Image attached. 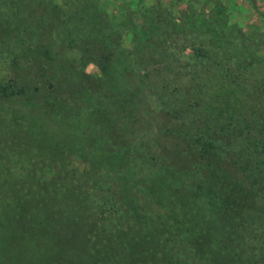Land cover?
<instances>
[{
  "label": "rangeland",
  "instance_id": "rangeland-1",
  "mask_svg": "<svg viewBox=\"0 0 264 264\" xmlns=\"http://www.w3.org/2000/svg\"><path fill=\"white\" fill-rule=\"evenodd\" d=\"M50 2L62 43L46 22L25 29L14 21L9 34L0 33V90L26 87L0 97V264H264V200L241 208L233 184L221 190L216 174L187 168L184 154H164L169 141L158 133L170 122V107H184L186 92L207 74L242 117L264 118V0ZM89 3L83 16L102 35L69 38L63 23ZM131 22L156 47L133 43L125 27ZM29 56L27 68L12 61ZM111 63L112 77L123 75L116 95L102 68ZM117 131L125 134L113 146ZM204 184L215 190L218 207L208 218L199 212L207 207ZM113 201L110 211L100 209ZM40 211L54 222H45L41 237L29 223ZM93 226L99 230L86 241Z\"/></svg>",
  "mask_w": 264,
  "mask_h": 264
},
{
  "label": "trees",
  "instance_id": "trees-1",
  "mask_svg": "<svg viewBox=\"0 0 264 264\" xmlns=\"http://www.w3.org/2000/svg\"><path fill=\"white\" fill-rule=\"evenodd\" d=\"M50 4V0H0V29H2L0 33L4 34L5 36L9 34V31L14 25V21H18V23L20 24L19 26L21 27V25H23L24 28L27 27L31 22H34L36 26L38 25V28H42V26H44L45 24L44 22H46L50 25L52 35H54L56 41H60V43H62L58 28L55 26L56 19L55 16H53L52 10L50 9ZM82 7L83 8L78 14L76 9H74L75 11L70 13V16L73 17V20L68 19L66 23H63L64 26H62L63 28L61 27V29L66 32L69 38L77 37L79 38L78 40H83V32H89V35L92 36L93 39L98 40V37L102 35L97 30L99 25L91 23L89 20L85 19V15L83 16V11L91 8V4H82ZM77 16L80 19L77 20ZM100 18L101 15L99 17V20ZM150 22H152V24L149 25L151 26V28L156 26L155 18ZM125 27L133 32L135 36L133 43L143 46L144 49H146L149 44L153 47H156V41H148L147 43L146 40L147 38L149 39V37L147 36V32L145 30L138 31L139 29H137L132 22L131 25H129L128 23L127 25H125ZM208 30L202 36L203 42L205 41L204 37H208ZM95 34L97 36L96 38H94ZM2 42L4 46L6 45L9 56V54H11L10 49L8 48L10 47L9 42H6L5 39ZM26 52H28V50H26ZM132 52L134 51H129V54L131 56H134ZM12 54L16 56V53ZM30 56L24 57L23 59L21 58L22 61L20 59L14 58L12 59V61L18 68H27L29 66H26L25 63L27 61H32V57ZM255 58H259V56L256 55ZM114 65L115 64L111 63L109 66H103L102 68L105 71V75H109V77L111 76L110 78H107V81L109 80L108 87L110 86V89L113 90L116 86V95V92L120 93L122 89L124 90V85H116L115 81H117L118 77H122L123 75L118 74L115 77H112V73L114 72ZM120 68L121 70H123V68L125 70L124 65H121ZM251 70L254 69L251 68ZM206 77V82L198 83L186 92V96L183 100L184 107L177 105H172V107H170V122L166 123L167 125L165 127H162V129L159 128L158 131L161 136H163L164 138H168L169 141V145L166 149L163 150L164 154L172 155L173 157H175L174 154H184L188 159V161L186 162L187 168H190L192 164L200 166V168L203 171L205 170L206 172H208L211 177H217L216 182L220 183L222 188H224H220L221 190L227 192L231 191V194H233L232 197H235V199H237L241 208H247L248 206L249 208H252L253 205L250 206L251 199L257 200V202L260 204L264 200V118L255 119V114L251 115L252 120L242 117L240 115V112L238 111L239 109L232 105L230 100L227 99L226 93L224 94V96L222 95V93L219 95L216 94V91L212 87L214 86V84H211L209 74H207ZM2 87H4V85ZM33 91H38L37 85L34 86ZM25 92L26 87L24 85L23 87H12L10 88V90L8 89V87H6L0 90V97L10 95L14 98ZM261 96H259L258 98H260ZM33 108L34 107L31 105L27 110H32ZM253 108L254 105L251 107V109ZM162 109L163 108H161V110ZM257 109L258 111L263 112V108L261 110L259 108ZM245 110L247 113L250 111L249 109H246L244 107L243 113L245 112ZM258 111H254V113L260 114L258 113ZM181 115H184L185 117L181 119ZM18 120V115L12 114V121L15 124L19 125L20 122ZM21 127L23 129L29 128L24 124L21 125ZM124 131H117L116 136H112L109 140V143L112 142L113 146H116V144H118L120 140V137L125 134ZM209 133L212 136H208L210 135ZM249 149L253 150L249 152ZM139 155L140 154L138 153L137 157H140ZM233 165L236 166L238 170L232 167ZM215 167H217V169L219 170L218 173H216L217 170L213 172V169H215ZM234 169L235 171H233ZM5 170V164L3 160H1L0 174L2 172L5 173ZM15 178L22 179L23 177L18 172L15 174ZM173 178L174 177H172L171 179ZM228 184H233L231 185L233 187V190H229L228 188H226ZM48 187L49 186L47 185L45 189H48ZM131 187L137 192L144 194L146 193L144 189H142V191L137 187ZM199 189L200 198H204V200L207 201V207H205L204 209L202 208V210H200L199 212H202L203 215L207 216L206 218H208V216L211 217L213 214H215L212 213V211L214 209H218L216 200L214 199L216 195L213 194L215 190H212L210 186L205 184L202 186V188ZM39 191L45 192V190H43L42 188ZM219 197L222 198V195L220 194ZM83 201L84 200H82L81 197H77V208H83ZM100 204V209H107V211L111 210L109 206L115 205L114 201L110 204L105 202H102ZM70 206L71 205H66V208H71ZM161 206L165 207L164 204H162ZM117 209L118 208L114 206V212H116ZM31 214H29L31 215L29 223L31 224V226L36 225L34 233L35 235L41 237V235L37 233L41 232L42 229H44L45 222H54L50 221L51 218L50 216H48V214H45L41 211L38 212V214L41 215L38 220H32L35 214ZM66 218L67 217H63L61 215V219ZM26 219L27 217H25V220ZM101 219L102 218L98 220L104 222L103 224L104 226H106V220L103 221ZM122 220L124 221V219ZM70 221L77 220L70 219ZM78 221H80V218L78 219ZM98 230L99 228H97V226H93L92 233L90 232L86 236L88 239L86 240V238L83 239V237H81V240L83 239L86 241H90L89 239H92V236L90 235L95 234V232H97ZM227 250L228 251L226 252L225 256L231 258L230 256L234 254V251L230 248H228Z\"/></svg>",
  "mask_w": 264,
  "mask_h": 264
}]
</instances>
